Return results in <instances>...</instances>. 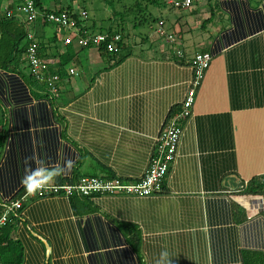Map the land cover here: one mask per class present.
Returning a JSON list of instances; mask_svg holds the SVG:
<instances>
[{"label": "crops", "instance_id": "0c3cea01", "mask_svg": "<svg viewBox=\"0 0 264 264\" xmlns=\"http://www.w3.org/2000/svg\"><path fill=\"white\" fill-rule=\"evenodd\" d=\"M174 1L148 0L157 7L124 30L118 53L82 48L62 29L17 17L60 76V96L31 75L26 52L10 60L12 70L0 69V202L21 196L32 170V181L42 174L52 183L140 180L192 88L194 55H214L162 191L31 199L12 234L22 264H156L162 251L171 264H244L245 251L264 253V209L256 196L234 192L264 180V0ZM17 4L0 0V13ZM160 19L177 44L157 35Z\"/></svg>", "mask_w": 264, "mask_h": 264}, {"label": "built area", "instance_id": "2783aa9c", "mask_svg": "<svg viewBox=\"0 0 264 264\" xmlns=\"http://www.w3.org/2000/svg\"><path fill=\"white\" fill-rule=\"evenodd\" d=\"M15 9L6 8L8 16L21 18L26 23L42 22L50 24L58 29H62L71 34L82 48L104 49L108 52H118L122 36L120 33L102 31L93 33L89 30L87 23L89 13L86 10L76 11L67 8H56L55 11L40 8L35 0H17ZM177 8H189L192 0H175L173 2ZM158 36L164 37L170 44H177L178 37L167 31L165 21L158 20L156 31ZM29 46L26 52V60L29 63L30 72L36 81L46 84L49 92L54 98L60 96L58 81L60 76L50 72V65L46 59L40 55V43L33 33H28ZM70 38L65 39V44H69ZM175 54L179 58H184L185 52L182 48H175ZM214 55L208 51L197 52L192 65L195 71V78L192 82V88L182 103L180 110L175 112L168 119L162 130L159 141V154L151 159L150 166L143 177L136 181L123 179L121 177L104 176H84L76 182L63 181L61 183H52L45 175L40 174L32 181L36 190L34 192L26 191L18 197L3 199L0 202L2 211L0 212V229L8 224L13 214L21 215L25 204L33 198L46 196H93V195H115L127 194L137 197H146L162 191L163 181L168 173L171 164L174 162L178 146L184 130V122L193 115L192 107L198 87L209 69ZM72 74L75 70L70 69ZM251 180L244 181L240 187L235 189V193L246 195L244 193ZM264 184V180L262 181ZM253 195V194H247ZM256 196L255 204L258 208L264 209V195Z\"/></svg>", "mask_w": 264, "mask_h": 264}, {"label": "trees", "instance_id": "16d2710c", "mask_svg": "<svg viewBox=\"0 0 264 264\" xmlns=\"http://www.w3.org/2000/svg\"><path fill=\"white\" fill-rule=\"evenodd\" d=\"M44 1L45 0H35L36 4L42 9L50 10V11L56 10V8L48 7ZM66 8L69 9L70 11L74 10L73 9L74 5L70 4ZM61 9H65V8H61ZM124 30H125L124 28H121V30L114 29V28H109L107 30L102 29V31L120 33L122 36V42H123L122 33L124 32ZM28 33L29 32L26 29V25L20 22L17 17L8 16L7 14L0 13V69L12 70L14 66H12L13 64L10 60L11 59L19 60L20 56H22L25 52H27V49L29 46ZM122 42L120 43V50H121ZM22 44L24 45L22 46ZM100 52L111 53L104 49H101ZM118 52H113V53H118ZM41 84H44V83H41ZM112 177H115V176H112ZM79 178L66 179L65 181L76 182ZM244 193L253 194V195H264V184L260 183L258 179H253L249 183L247 189H245ZM96 196H101V195L97 194L93 196H71L70 199H73V198L92 199ZM21 222H24L22 219V216L13 214L8 224L4 226L2 229H0V235H1L0 237V256H1L2 264H22L23 263V257H24L23 246L18 240H14L12 238L13 232L15 231L17 225ZM2 242H6L8 246L4 248L1 247ZM244 264H264V253L245 251L244 252Z\"/></svg>", "mask_w": 264, "mask_h": 264}, {"label": "rangeland", "instance_id": "374dc122", "mask_svg": "<svg viewBox=\"0 0 264 264\" xmlns=\"http://www.w3.org/2000/svg\"><path fill=\"white\" fill-rule=\"evenodd\" d=\"M44 2L50 8H66L73 4L78 11L87 9L89 24L96 22L97 28L103 30L113 25L118 26V30L125 27L126 33L130 32V25L134 22H143L146 15V18H149L146 6L152 9L157 7L147 0H45Z\"/></svg>", "mask_w": 264, "mask_h": 264}, {"label": "clouds", "instance_id": "9594fccd", "mask_svg": "<svg viewBox=\"0 0 264 264\" xmlns=\"http://www.w3.org/2000/svg\"><path fill=\"white\" fill-rule=\"evenodd\" d=\"M36 171L38 170H32L28 175L25 176L23 180V183L29 192H34L36 190L35 186L32 183V180L35 176ZM59 174H60V171L58 169L54 170L51 174V177L49 178L51 179L52 177H55L56 175H59ZM156 264H171V261L169 259V254L167 251H162L160 253V257L156 261Z\"/></svg>", "mask_w": 264, "mask_h": 264}]
</instances>
